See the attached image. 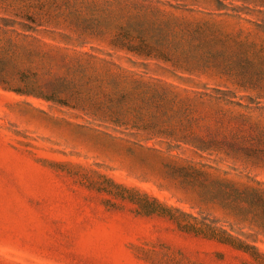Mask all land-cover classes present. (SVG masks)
I'll use <instances>...</instances> for the list:
<instances>
[{"label":"rangeland","instance_id":"obj_1","mask_svg":"<svg viewBox=\"0 0 264 264\" xmlns=\"http://www.w3.org/2000/svg\"><path fill=\"white\" fill-rule=\"evenodd\" d=\"M100 1L111 17L123 16V22L146 27L167 23L169 37L180 41L174 56L191 73L179 72V77L151 64L150 74L208 92L220 88L221 96L230 94L234 100L206 96L201 106L206 113L220 110L225 132L236 139L229 155L200 156L187 147L172 154L183 162L206 163L221 176L264 183V0ZM63 4L0 0V15L39 13L49 28L40 27L35 32L40 41L29 38L27 44L35 43L58 59L74 51L72 45L66 48L61 34L63 17L48 23L44 13H57ZM95 46L100 56L123 68L147 71L142 61L133 64L130 56L113 52L106 43ZM131 140V135L98 128L66 107L0 87V264H264L263 255L181 231L162 216L137 214L131 202L106 191L111 177L199 211L191 194L164 177L160 158L139 148L129 151ZM54 161L70 164L60 167ZM205 211L234 233H257L256 227L239 224L217 207ZM256 235L249 238H257L264 253V234Z\"/></svg>","mask_w":264,"mask_h":264},{"label":"trees","instance_id":"obj_2","mask_svg":"<svg viewBox=\"0 0 264 264\" xmlns=\"http://www.w3.org/2000/svg\"><path fill=\"white\" fill-rule=\"evenodd\" d=\"M56 9L57 13L51 10L44 15L48 23L63 17L61 34L66 38V48L69 50L72 45L74 51L63 53L58 59L35 43L27 44L29 38L40 41L35 35L40 27L49 28L39 13L27 12L18 18L0 15V87L66 107L98 128L131 135L129 151L139 148L160 158L164 177L191 194L193 206L199 208L197 213L187 211L139 186L107 177L110 189L106 191L131 202L137 214L162 216L181 231L264 256L256 244L257 238L250 239L264 234V183L221 176L206 163L183 162L172 154L175 149L187 147L200 156L222 151L229 155L236 139L225 132L224 117L220 110L206 113L201 106L206 96L233 103L232 96H221L220 88H214V92L189 88L148 72L147 66L156 64L175 76L182 77L179 72L191 73L174 56L180 41L169 37V30H164L167 23L163 27H146L131 20L123 22V16L111 17L100 0H64L63 9ZM199 29L194 32L199 33ZM95 42L106 43L113 52L130 56L133 64L142 61L147 71L123 68L100 56ZM131 55L142 60H133ZM52 163L60 167L70 164ZM209 207L219 208L239 224L256 227L257 233H234V228H226L219 218L205 211Z\"/></svg>","mask_w":264,"mask_h":264}]
</instances>
